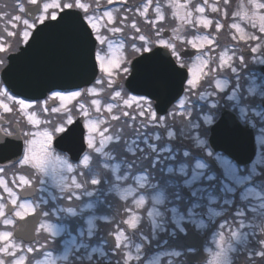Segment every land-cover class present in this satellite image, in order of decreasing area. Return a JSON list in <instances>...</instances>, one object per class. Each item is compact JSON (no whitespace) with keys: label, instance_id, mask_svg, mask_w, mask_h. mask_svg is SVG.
<instances>
[{"label":"flooded vegetation","instance_id":"obj_1","mask_svg":"<svg viewBox=\"0 0 264 264\" xmlns=\"http://www.w3.org/2000/svg\"><path fill=\"white\" fill-rule=\"evenodd\" d=\"M59 2L60 11H78L91 30L98 75L89 87L27 100L7 90L1 72L8 56L26 44L40 23L24 13L36 3L22 0L23 11L17 2L15 10L2 12L0 0V264H33L37 253L50 256L47 264H189L187 257L196 253L184 244L189 230L204 240L205 258L199 264L210 263L216 233H223L224 239L236 245L228 264H264V12L249 11L251 4L264 7V0ZM157 50L185 76L181 96L165 113L157 112L153 100L131 92L125 84L135 63ZM109 64L119 68L115 75L103 72L102 67ZM67 98L70 101L65 102ZM93 102L100 109L90 110L86 116L84 110L91 109ZM64 106L72 116L69 119ZM223 114L235 128L214 135L212 129ZM79 120L85 147L74 161L65 145L57 148L55 141ZM38 121L39 127L53 133L60 128L48 149L79 170V186L91 192L86 201L92 210L84 213L89 221L48 216V208L38 204L40 177L34 155ZM94 125L107 131L108 143L99 146L102 156L92 150L89 140ZM73 138L74 132L65 140L73 142ZM241 138L252 141L255 149L249 163L240 164L212 145V140L220 139L223 147H239L243 146ZM164 148L171 152L167 162ZM180 149L198 151L204 167L201 185L207 195L226 197L222 180L227 172L242 180L227 195L237 206L236 218L231 219L233 208L224 205L228 212L222 220L203 221L202 229L186 221L180 229L173 212H182L184 218L192 213L194 220V204L185 213L178 205L152 206L147 200L142 207L129 204L128 198L115 203V194L108 190L116 186L112 169H118L125 186L133 174L144 177L147 184L137 194L145 198L157 194L161 182L173 183L178 177ZM85 160L89 162L82 166ZM190 162L192 167L193 160ZM93 177L98 183L89 190L86 186ZM103 182L109 185L104 204ZM167 185L164 187L169 188ZM247 191L250 202L245 198ZM37 213L35 240L15 237L22 222ZM132 217L138 221L130 220ZM46 222L63 228V233L54 236L43 231ZM234 233L237 239L232 238Z\"/></svg>","mask_w":264,"mask_h":264},{"label":"water","instance_id":"obj_2","mask_svg":"<svg viewBox=\"0 0 264 264\" xmlns=\"http://www.w3.org/2000/svg\"><path fill=\"white\" fill-rule=\"evenodd\" d=\"M39 11L40 3L28 7L25 14L34 19ZM158 61L161 62L160 65ZM262 71L264 72V67ZM97 73L95 40L90 29L78 11L64 10L55 19L37 25L26 44L17 53L8 56V64L1 77L6 88L14 95L23 99L40 100L54 91H73L88 87L95 80ZM184 78L168 56L157 50L135 63L133 74L125 84L131 92L153 100L157 112L165 113L181 96ZM227 118L228 116L223 114L212 129L214 135L234 130L235 127L225 121ZM80 124L81 120L71 125L68 131L55 141L57 148L65 145L74 161L79 158L85 147ZM73 132V142H66L65 137ZM221 141L212 140L215 151L226 153L240 164L252 160L255 149L249 139L241 138L243 146L239 147H223ZM183 192L190 196L186 189ZM39 219L40 214L37 213L24 220L21 228L15 232V237L27 242L34 241ZM204 219L212 221V217L207 213L204 214ZM185 245L197 251L187 257L189 263L199 264L203 261L205 256L201 236L192 230L189 231Z\"/></svg>","mask_w":264,"mask_h":264},{"label":"rangeland","instance_id":"obj_3","mask_svg":"<svg viewBox=\"0 0 264 264\" xmlns=\"http://www.w3.org/2000/svg\"><path fill=\"white\" fill-rule=\"evenodd\" d=\"M8 0H6L7 2ZM40 2L42 4L41 10L37 15L36 23H42L44 19H46L48 16H54L56 11L61 10V5L59 0H34L35 3ZM253 9L254 13H263L264 7H262L261 4L259 6L257 4H251L249 7V11ZM9 11L8 6L5 4L4 7H2V12ZM260 17V16H259ZM260 20H262V17H260ZM39 23V24H40ZM8 28H10L8 23ZM9 30V29H8ZM7 30V31H8ZM9 32V31H8ZM2 34H6L3 32ZM25 38H23V41ZM3 42L4 39H1ZM103 72H108L106 75H115L119 68L117 66H114L109 64V66H103L102 67ZM73 98V97H72ZM70 101V98H67L65 102ZM64 106L63 111L67 112V119L71 118V114L68 111V108ZM100 109L99 105L95 102L92 103V108L89 110H84V113H88V111L91 110H98ZM87 116V114H86ZM62 117L63 114H62ZM41 125L40 121L37 122V129H36V138L34 141V155L36 159V169L37 174L40 177V183H39V198L37 199V202L39 205H42L43 207H47L49 210V214L51 216H56L62 218V220L66 221V218H75L79 217L82 221L84 218V221H89L90 218H86L84 213L89 212L91 209L89 202L86 201V197L90 196L91 192H86L83 187L79 186L78 184V177H79V170L67 166L64 161L55 155L52 154L51 149H48L49 146H51L52 138L53 136L59 132L60 128H57V130L50 131L49 129L45 130ZM99 125H94L92 128V132L89 135V140L92 143L91 147L92 150L96 151L99 156L103 155V151H99L104 143H108V139L105 137L107 135V131H100L98 130ZM53 130V129H52ZM93 133V134H92ZM125 146V142H122ZM98 145V146H97ZM100 152V153H99ZM164 161L167 162L169 159H171L170 155V149L164 148ZM183 156H185V161L188 160V154L186 152H183ZM182 161V160H181ZM180 162L178 163L177 173L176 174L180 180L181 183H183V187H186L194 197V200L200 199L199 203H195L194 208L202 207V211H207L210 215L213 216L214 221L222 220V216L225 215L228 212V209L224 208V205L231 206L232 209V217L236 218V208L232 201L231 196H227L229 193H232L235 189H237L241 183L242 180L233 172V174H230L227 172L226 178L222 180V195L224 198H219V196H210L207 195V192H205V189H203L201 183L204 180V171H203V165L197 163L196 161L193 162V166H188L187 162ZM89 162V160H85L82 163V166L86 165ZM116 168L112 169L113 171V177L115 181V189L112 190V188H109L108 184L104 185V196L101 197L104 204L108 201V190H111L113 194H115V203L121 204L122 201L126 198L130 199L131 202L129 204L133 205H139L142 207L147 200V204L152 206H159L163 205L166 206L168 204H174L176 201H178V197L175 196V192L178 189V185L171 183V181H163L161 182L163 184L161 194L157 192V194H147L146 199L143 196L138 195L137 191L138 189H144L147 180L142 177L138 176L136 174H133L132 177L127 178V181H125L126 186L121 184L124 179L119 177V174H117ZM172 170V169H171ZM173 171V170H172ZM176 171V169H175ZM164 173V171H163ZM85 176V175H82ZM166 176V175H165ZM164 176V177H165ZM90 178L91 176H86ZM170 179V177H169ZM100 180V179H99ZM98 181L97 177H93L92 180L88 181V186H86L87 189L91 190L92 184L95 186ZM113 181V182H114ZM167 183L170 185L169 188H165L164 184ZM46 186H48V189H46ZM101 186H98L100 188ZM102 189V190H103ZM108 189V190H107ZM83 191V192H81ZM154 191V190H153ZM155 192V191H154ZM221 193V191H220ZM84 194V195H81ZM90 198V197H89ZM246 201L250 202L251 198L249 197V193L247 191V195L245 196ZM112 199V198H110ZM109 203V202H108ZM165 204V205H164ZM92 205V204H91ZM101 205V204H100ZM234 206V207H233ZM154 210V209H153ZM174 219L173 221L176 223L178 228H182V223L186 221H190L191 223L195 224L196 229H202L204 227V222L198 218L195 215V218L193 220V214L189 213L186 215V218L180 216L182 215L181 212L174 211ZM189 215V217H188ZM188 217V218H187ZM130 220L138 221V218L132 217ZM83 221V222H84ZM220 226V225H219ZM67 232H69V229L66 228V225L64 226ZM222 229V228H221ZM43 231H46L54 236H58L61 233H63V228L55 227L50 222H46L43 224ZM222 237V238H221ZM225 235L223 233H216L214 238L212 240L216 242V247L213 249L210 248L209 252L211 253V261L209 264H213L214 262H218L219 264H228L229 257L233 254V252L236 251V245L233 244L231 241H228L227 239H224ZM233 239L236 238V233L232 235ZM219 243V244H218ZM41 251V250H40ZM50 258L49 255H47V258L43 256L41 253H37L36 255V261H33V264H47V260Z\"/></svg>","mask_w":264,"mask_h":264},{"label":"trees","instance_id":"obj_4","mask_svg":"<svg viewBox=\"0 0 264 264\" xmlns=\"http://www.w3.org/2000/svg\"><path fill=\"white\" fill-rule=\"evenodd\" d=\"M2 2L4 5L6 4L8 6L10 11H13L15 9L14 0H8L7 2L6 0H3ZM182 151L183 150L181 149L180 156H182ZM193 201H194V198L186 199V198L180 197L177 204L181 208V210L186 211Z\"/></svg>","mask_w":264,"mask_h":264}]
</instances>
